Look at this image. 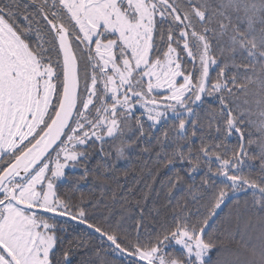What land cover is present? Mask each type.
<instances>
[{"label":"snow or ice","instance_id":"6c2138e0","mask_svg":"<svg viewBox=\"0 0 264 264\" xmlns=\"http://www.w3.org/2000/svg\"><path fill=\"white\" fill-rule=\"evenodd\" d=\"M135 148L144 199L157 183L191 197L150 223L91 195ZM69 179L89 194L61 192ZM241 193L256 224L215 236ZM110 257L264 264V0H0V264Z\"/></svg>","mask_w":264,"mask_h":264},{"label":"trees","instance_id":"16d2710c","mask_svg":"<svg viewBox=\"0 0 264 264\" xmlns=\"http://www.w3.org/2000/svg\"><path fill=\"white\" fill-rule=\"evenodd\" d=\"M23 2H27V0H23ZM188 66L191 67V65ZM217 71L218 69L211 70L213 79H215ZM234 72L235 70L233 69L229 71L228 74L232 75ZM237 95L242 94L237 93ZM208 105L217 107L212 98H209L207 100L205 107H207ZM229 142L235 143V136L230 138ZM141 147H143V145ZM95 162L96 161L94 160L93 164ZM151 162L152 159L150 158V156L142 154L141 148L129 150L128 158L126 160H121L118 162L117 170L114 173L115 179L110 184V186L104 189L95 188L92 191L91 195L95 196L96 198H100L101 193H103V199L109 204H111L113 193L116 194L117 199H126L132 204L139 202L144 209V218L146 223H150L153 220L157 210L160 211L161 216H163L165 212H170V208L166 207L169 200H171V203L174 205L176 200L182 196H188V198L191 199L186 186L175 191L173 195L169 197L167 195L166 187L161 186V184L159 183H157L153 187L151 192L147 195V198L144 199L142 197V193L147 192V190L144 188V183L147 180V177L144 174V166L145 164L151 165ZM125 173H127V175H125ZM78 175H80L79 169L69 170V177H75ZM196 182L199 183V176L196 177ZM117 183L120 185L119 188H117ZM61 192L68 194H72L73 192H75L76 195H79L81 192H83L87 195L89 194V185L82 184L76 186L74 185L73 181L69 179L62 184ZM246 199L247 197L245 196V194L241 193L233 197L232 200L228 201L227 205L223 206L222 211H220L219 216L213 223L210 232L219 237H225L229 233H237L236 239H239L238 228L242 229L246 223L255 225V217L250 210H247L245 208L244 202ZM237 201H239L238 204ZM118 208L119 205H117V209ZM138 211V209L130 210V215L126 217L124 222V227L130 233H132L133 236L137 231L136 223L140 219ZM117 215H119V213H117ZM66 227L68 229V233L66 235L72 234V229L75 227V223L69 222ZM210 258L212 260H215V251L210 253ZM76 259H80V257L77 256ZM110 259H113L115 261V264H128L127 260L121 257H110Z\"/></svg>","mask_w":264,"mask_h":264}]
</instances>
